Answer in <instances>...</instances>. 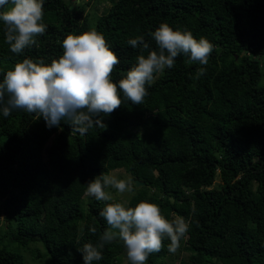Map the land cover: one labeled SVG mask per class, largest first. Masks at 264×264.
I'll return each instance as SVG.
<instances>
[{"label": "trees", "instance_id": "trees-1", "mask_svg": "<svg viewBox=\"0 0 264 264\" xmlns=\"http://www.w3.org/2000/svg\"><path fill=\"white\" fill-rule=\"evenodd\" d=\"M110 1L92 21L81 4L43 0L46 32L20 54L0 22V81L16 62L50 63L68 34L95 29L120 60L111 74L117 83L147 55L128 40L143 36L157 50L149 33L161 23L213 44L208 64L179 55L173 68L154 74L142 105L120 92L123 103L104 117L106 127L85 135L65 121L49 129L43 117L0 112V264H26L24 249L37 257L33 264L45 256L43 264H83L77 250L108 227L99 216L106 202L85 195L87 182L118 169L145 182L126 206L147 201L165 218L188 222L178 249L190 254L177 255L179 264H264V0ZM169 243L147 264L172 259ZM102 256L93 264H130L118 240Z\"/></svg>", "mask_w": 264, "mask_h": 264}, {"label": "clouds", "instance_id": "clouds-1", "mask_svg": "<svg viewBox=\"0 0 264 264\" xmlns=\"http://www.w3.org/2000/svg\"><path fill=\"white\" fill-rule=\"evenodd\" d=\"M5 5L9 7L0 11L5 42L11 52L20 54L36 45L37 37L46 32L43 0H0V8ZM149 35L157 50H150L143 36L128 40L147 55H138L125 77L114 83L111 74L120 60L105 37L95 29L68 34L62 40L63 54L58 59L46 63L44 59L24 58L6 72L0 81V112L5 118L14 110L34 114L37 119L43 117L49 129L60 128L61 121H65L73 133L85 135L94 126L106 127L104 117L123 103L120 92L132 104L142 105L148 95L146 85L153 83L154 74L173 68L181 54L188 56L190 63L207 65L214 48L207 39L197 40L191 32L173 30L167 23H161ZM204 72L203 67L199 68L195 78ZM134 187L131 178L117 179L103 173L87 182L85 195L106 202L99 216L108 227L97 243H85L77 250L83 264L102 260L104 246L117 240L125 248L130 264H147L148 257L160 252L166 239L170 242L169 252L180 247L189 229L183 217L169 220L158 205L147 201L134 207L112 202L114 196L109 189L123 194ZM88 231L96 234L97 229L89 225Z\"/></svg>", "mask_w": 264, "mask_h": 264}, {"label": "rangeland", "instance_id": "rangeland-1", "mask_svg": "<svg viewBox=\"0 0 264 264\" xmlns=\"http://www.w3.org/2000/svg\"><path fill=\"white\" fill-rule=\"evenodd\" d=\"M66 1L71 2L73 7L77 6L78 4H81L84 7V13L88 14L92 21H94V15L95 14H99V15L103 14L104 12H106L110 8V6L112 4L110 0H66ZM8 7H9V5H8ZM109 175H113L117 179L131 178L130 175L128 173H125V170H123V169L114 170ZM219 182H220V178L218 176L216 179L215 185H218ZM109 191L112 192V194L114 196V202H120V203H123L125 205L128 203L129 197L132 195V193H134V190L132 192H125L123 194L117 193L114 189H109ZM5 224H6V222L4 220L0 221V235L3 234L5 231V226H6ZM7 241H9V240H7ZM12 246L14 247L15 245H12ZM37 246L41 250L42 255H44L45 251H44L43 247L40 246L39 244H37ZM20 252H22V250H20ZM22 253H25V256L27 258L26 264H33L34 260L37 258L36 257L35 259H32L33 258L32 253L29 252L28 250L24 249V252H22ZM189 254H190V250L187 248H182L181 250L177 249V251L173 255V258L172 259L168 258L166 260L165 264H179V260L176 259L177 255H180L181 258L186 259V258H188ZM44 258H45L44 262L42 259L39 258L37 261V264H43L48 260L47 256H45ZM125 264H128V263L125 262Z\"/></svg>", "mask_w": 264, "mask_h": 264}, {"label": "water", "instance_id": "water-1", "mask_svg": "<svg viewBox=\"0 0 264 264\" xmlns=\"http://www.w3.org/2000/svg\"><path fill=\"white\" fill-rule=\"evenodd\" d=\"M133 181H134V184L136 187H141V186L145 185V182L140 181L139 179H134Z\"/></svg>", "mask_w": 264, "mask_h": 264}]
</instances>
